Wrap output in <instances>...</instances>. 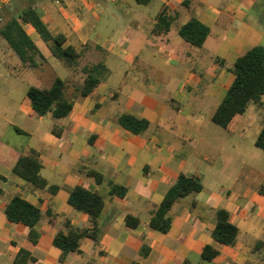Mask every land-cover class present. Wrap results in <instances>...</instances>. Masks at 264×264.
I'll return each instance as SVG.
<instances>
[{
    "label": "crops",
    "instance_id": "1",
    "mask_svg": "<svg viewBox=\"0 0 264 264\" xmlns=\"http://www.w3.org/2000/svg\"><path fill=\"white\" fill-rule=\"evenodd\" d=\"M35 8L49 30L63 34L66 45L82 57L76 69L65 68L35 29L24 24L43 63L33 69L21 60L10 64L28 87L20 96L3 90L0 100V264H15L21 250L33 259L26 264H264V173L248 170L244 163L230 177L220 167L217 151L232 136L241 140L252 123L245 112L227 129L212 126L234 80L229 68L253 47H264V0H151L147 5L135 0H38ZM163 9L173 17L168 33L157 22ZM192 18L209 29L201 48L179 33ZM98 63L108 73L82 98V68ZM56 78L66 83L73 110L62 119L50 113L40 117L27 90L48 89ZM255 104L261 108L263 98ZM123 114L147 120L148 130L141 135L126 131L118 124ZM31 151L42 163L41 177L58 188L56 193L37 190L14 173L19 157ZM89 170L106 181L97 184ZM181 173L199 178L203 190L174 206L169 232L155 231L152 212ZM110 182L126 188L125 197L110 196ZM76 187L105 197L102 235L99 243L85 237L80 252L61 261L54 237L92 230L89 215L69 203ZM15 195L42 212L35 240L28 226L7 218ZM193 201L199 206L193 208ZM218 209L226 210L239 229L232 246L212 237ZM128 215L140 221L137 228L127 226ZM143 246L149 249L146 256ZM206 246L219 252L211 262L202 259Z\"/></svg>",
    "mask_w": 264,
    "mask_h": 264
},
{
    "label": "trees",
    "instance_id": "2",
    "mask_svg": "<svg viewBox=\"0 0 264 264\" xmlns=\"http://www.w3.org/2000/svg\"><path fill=\"white\" fill-rule=\"evenodd\" d=\"M137 3L147 5L151 0H135ZM1 12V11H0ZM173 17L169 16L166 9L159 14L157 22L164 33H168ZM24 24L31 25L40 39L48 46L51 54L58 59L65 68L76 69L80 65L82 53L72 46L66 45V37L63 34L54 35L43 21V14L33 5H27L19 9L0 28V39L5 41L19 59L30 67H36L35 56H43L36 44L29 37L24 29ZM180 36L191 45L203 47L209 29L192 18L181 27ZM220 65L224 62L217 60ZM234 80L229 87L226 96L215 111L212 121L217 126L227 129L234 118L243 115L251 102L258 103L264 96V47L256 46L240 56L234 65L229 68ZM82 72L86 75L84 85L80 88V97L89 96L107 75L108 70L103 63L93 66H85ZM66 83L56 78L52 86L48 89L29 87L27 97L31 102L32 109L40 116L52 114L55 119L68 117L73 110L74 102L66 97ZM118 124L126 131L141 135L149 128V122L144 119H137L132 115L123 114L118 119ZM255 146L264 152V126L255 140ZM42 163L38 154L31 151L29 154L21 155L13 169L14 173L27 181L37 190L49 189L56 193V186H48V183L40 175ZM87 175L93 177L97 184L105 182V178L94 170H89ZM110 196L119 198L125 197L126 188L113 182L109 183ZM203 190V185L199 178L181 173L167 191L162 203L153 212L150 221L151 229L161 233H167L171 229L172 210L181 200L195 196ZM3 190L0 188V197ZM69 203L75 209L86 213L91 218L92 230H72L67 234L59 232L53 240V245L62 252L61 261L69 253H79L81 241L85 237L92 238L95 243L101 239L100 219L106 206L105 197L99 192H91L82 187H76L70 192ZM191 206L196 208L199 204L193 201ZM6 215L9 222L14 224H24L31 229V239L35 240L36 233L34 227L42 218L41 210L24 200L20 195H15L6 208ZM216 226L212 232L215 241L232 246L238 236L239 229L230 221L229 213L224 209L215 212ZM126 224L129 228H137L140 221L128 215ZM149 249L142 248V254L146 256ZM219 252L212 246H206L202 253V259L208 262L213 261ZM33 261L29 252L21 250L15 260V264H26ZM140 264V263H133Z\"/></svg>",
    "mask_w": 264,
    "mask_h": 264
},
{
    "label": "rangeland",
    "instance_id": "3",
    "mask_svg": "<svg viewBox=\"0 0 264 264\" xmlns=\"http://www.w3.org/2000/svg\"><path fill=\"white\" fill-rule=\"evenodd\" d=\"M29 4L37 7L38 0H14L9 7L3 9L0 12V28L14 15L15 12ZM40 42L43 44L42 41ZM9 48L10 47L6 43H3V41L0 39V97L3 94V90L10 89L20 96L23 94V91H25L26 87H28L26 82L15 76L17 69L15 70L13 66H10V64H14L16 60L20 61V59ZM53 58L58 63H60L58 59L55 57ZM35 61L37 65L43 63V60L39 55L35 56ZM23 64L29 69L34 68L30 67L28 64ZM82 64L84 65L85 61H83ZM80 73V71L77 72V77L83 78V75L81 76ZM4 82H11L13 86L11 88L3 87L5 84ZM69 92L74 93L73 89H70ZM262 98L264 100V97ZM0 100H4L3 97H1ZM244 117L245 120H247L249 123H252V125L250 124V126H248L245 130L243 134L244 137L239 140L236 136H232L231 142L228 146L220 144V146L217 148L219 153V165L223 172L227 175H230V177H234L244 163L248 164V170L253 168L260 173H264V152L255 146V139L258 134L256 131L264 124V104L261 108H257L256 104L251 102ZM9 120L20 126V124L15 119L9 118ZM207 121L208 120L206 119V122ZM212 126L217 127L215 124Z\"/></svg>",
    "mask_w": 264,
    "mask_h": 264
},
{
    "label": "built area",
    "instance_id": "4",
    "mask_svg": "<svg viewBox=\"0 0 264 264\" xmlns=\"http://www.w3.org/2000/svg\"><path fill=\"white\" fill-rule=\"evenodd\" d=\"M13 1L14 0H0V11H2L3 9L9 7L12 4ZM55 1L58 2L59 0H55Z\"/></svg>",
    "mask_w": 264,
    "mask_h": 264
}]
</instances>
